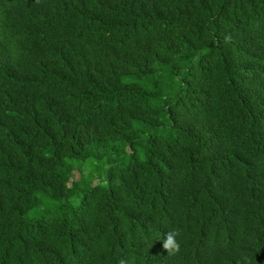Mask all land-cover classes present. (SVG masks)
I'll return each mask as SVG.
<instances>
[{
  "label": "trees",
  "instance_id": "16d2710c",
  "mask_svg": "<svg viewBox=\"0 0 264 264\" xmlns=\"http://www.w3.org/2000/svg\"><path fill=\"white\" fill-rule=\"evenodd\" d=\"M121 261L264 264V0H0V264Z\"/></svg>",
  "mask_w": 264,
  "mask_h": 264
},
{
  "label": "clouds",
  "instance_id": "9594fccd",
  "mask_svg": "<svg viewBox=\"0 0 264 264\" xmlns=\"http://www.w3.org/2000/svg\"><path fill=\"white\" fill-rule=\"evenodd\" d=\"M177 233L175 230L167 231L163 238V246L168 250V252H175L179 249L180 245L176 239ZM123 264V261H121Z\"/></svg>",
  "mask_w": 264,
  "mask_h": 264
},
{
  "label": "rangeland",
  "instance_id": "374dc122",
  "mask_svg": "<svg viewBox=\"0 0 264 264\" xmlns=\"http://www.w3.org/2000/svg\"><path fill=\"white\" fill-rule=\"evenodd\" d=\"M80 179V173L78 171H75L73 173V177H72V180L73 181H78ZM97 183V182H96Z\"/></svg>",
  "mask_w": 264,
  "mask_h": 264
}]
</instances>
